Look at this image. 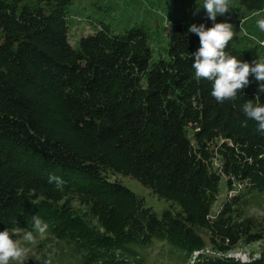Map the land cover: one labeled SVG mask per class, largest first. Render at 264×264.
<instances>
[{
  "label": "trees",
  "instance_id": "obj_1",
  "mask_svg": "<svg viewBox=\"0 0 264 264\" xmlns=\"http://www.w3.org/2000/svg\"><path fill=\"white\" fill-rule=\"evenodd\" d=\"M232 1L264 12V0ZM72 3L0 0V231L23 236L38 217L48 225L44 245H70L78 264H148V246L160 242L159 264H178L176 248L188 259L217 232L251 240L263 224L247 212L249 195L264 192V134L242 105L264 103L260 82L250 75L237 98L218 103L211 83L194 78L200 38L183 20L157 40L102 23L75 45ZM200 23L212 25L207 14ZM226 51L257 57L230 41ZM224 175L226 187L243 186L211 223ZM125 176L167 206L154 208ZM46 261L58 264L48 252L22 264ZM222 262L233 264H214Z\"/></svg>",
  "mask_w": 264,
  "mask_h": 264
},
{
  "label": "rangeland",
  "instance_id": "obj_2",
  "mask_svg": "<svg viewBox=\"0 0 264 264\" xmlns=\"http://www.w3.org/2000/svg\"><path fill=\"white\" fill-rule=\"evenodd\" d=\"M24 1L33 2V0ZM198 2L202 6V0H73V3L68 6L70 40L75 43L77 38L79 40L83 35L94 32L102 23H107L113 32L121 33L134 26L140 27L144 34L157 40L156 37L160 32L167 33L171 20H183L186 24H198L203 15L207 14L204 8L198 6ZM231 4L234 5L235 9V20L231 23L234 25L236 34L230 42L234 45L246 46L257 54V57L264 58V32H261L256 25L257 19L264 18V12L246 10L238 1L231 0ZM223 20L224 18H221V16L217 17L218 22ZM246 31L250 32L247 33ZM150 41L154 45L156 44V41ZM77 44L78 42L75 43V45ZM223 178L226 179L222 180L220 195L212 206L211 223L219 218L224 203L231 199L243 186V184L233 180L232 189L228 188L226 187L228 176L224 175ZM124 183L137 194L145 195L154 208L162 210L167 206L168 203L164 200L154 201L152 191L138 180L125 176ZM249 198L251 202L247 213L256 218L257 223H263L261 229H257L255 233H252L251 240L241 236L240 233L239 238L233 241L228 239L226 235L217 232L213 244L208 240L206 246L195 248L193 255H188L191 257L188 260L187 256L183 253L181 255L180 250L176 248L178 259H182V263L178 264H214L217 260L219 262L225 258L232 259L233 264L250 262L264 264V192L256 191L254 194L249 195ZM13 231L21 237V245L25 246L27 242L22 239L19 230L15 229ZM203 233L209 239L211 233ZM47 234L46 231L43 236L38 235L36 243L28 245V251L23 259L28 257L39 258L48 252L57 259L58 264H78L79 256L70 245L61 242V247H58L59 250L56 248L54 251L50 250L52 246H45L44 239H46ZM54 240L57 242L58 239ZM160 245H162V242L154 247L148 246L150 252L148 264H159L158 256L161 257L162 255L159 254ZM139 248L143 251L147 247ZM66 249H69V252ZM70 251H73V254H70ZM168 259L169 257L166 258L167 261ZM205 259L209 262H206ZM168 264H174V261L169 260Z\"/></svg>",
  "mask_w": 264,
  "mask_h": 264
},
{
  "label": "clouds",
  "instance_id": "obj_3",
  "mask_svg": "<svg viewBox=\"0 0 264 264\" xmlns=\"http://www.w3.org/2000/svg\"><path fill=\"white\" fill-rule=\"evenodd\" d=\"M198 6L206 10L212 25L206 27L204 23H192L188 28L189 33H195L200 38L199 48L191 53V57H194L191 65L194 78L211 83L210 94L218 103L237 98L251 82L250 75L260 82L256 97L264 95V58L256 57L248 62L226 51L229 41L236 34L234 25L226 16L232 9L230 0H202V6L199 2ZM218 16H224L225 19L218 22ZM256 25L264 32V18L257 19ZM242 111L246 118L257 122L258 131L264 134V103L247 100L242 105ZM49 180L61 182L57 176H50ZM47 228V223L34 216L33 230L24 232L22 236L27 242L25 246L21 245V237L14 231H0V264H22L28 245L35 244L37 235L43 236ZM45 264H50V261Z\"/></svg>",
  "mask_w": 264,
  "mask_h": 264
}]
</instances>
